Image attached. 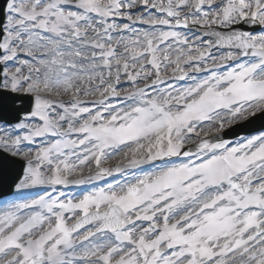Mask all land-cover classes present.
I'll list each match as a JSON object with an SVG mask.
<instances>
[{
	"label": "snow or ice",
	"instance_id": "obj_1",
	"mask_svg": "<svg viewBox=\"0 0 264 264\" xmlns=\"http://www.w3.org/2000/svg\"><path fill=\"white\" fill-rule=\"evenodd\" d=\"M0 192V264H264V0H3Z\"/></svg>",
	"mask_w": 264,
	"mask_h": 264
},
{
	"label": "water",
	"instance_id": "obj_2",
	"mask_svg": "<svg viewBox=\"0 0 264 264\" xmlns=\"http://www.w3.org/2000/svg\"><path fill=\"white\" fill-rule=\"evenodd\" d=\"M2 3H3V0H0V5H2ZM4 193H2V192H0V197H4Z\"/></svg>",
	"mask_w": 264,
	"mask_h": 264
},
{
	"label": "rangeland",
	"instance_id": "obj_3",
	"mask_svg": "<svg viewBox=\"0 0 264 264\" xmlns=\"http://www.w3.org/2000/svg\"><path fill=\"white\" fill-rule=\"evenodd\" d=\"M115 163V161H112V164H114Z\"/></svg>",
	"mask_w": 264,
	"mask_h": 264
}]
</instances>
